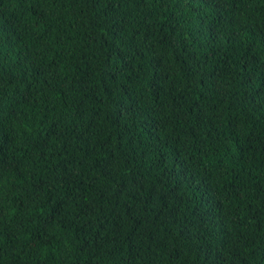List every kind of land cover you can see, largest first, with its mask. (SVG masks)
<instances>
[{"label":"trees","instance_id":"trees-1","mask_svg":"<svg viewBox=\"0 0 264 264\" xmlns=\"http://www.w3.org/2000/svg\"><path fill=\"white\" fill-rule=\"evenodd\" d=\"M0 264H264V0H0Z\"/></svg>","mask_w":264,"mask_h":264}]
</instances>
